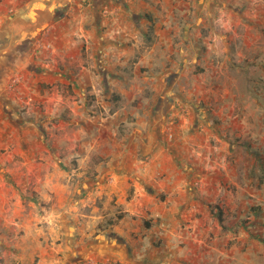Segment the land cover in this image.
<instances>
[{"label": "rangeland", "instance_id": "obj_1", "mask_svg": "<svg viewBox=\"0 0 264 264\" xmlns=\"http://www.w3.org/2000/svg\"><path fill=\"white\" fill-rule=\"evenodd\" d=\"M7 36L0 264H264V0H0Z\"/></svg>", "mask_w": 264, "mask_h": 264}, {"label": "crops", "instance_id": "obj_2", "mask_svg": "<svg viewBox=\"0 0 264 264\" xmlns=\"http://www.w3.org/2000/svg\"><path fill=\"white\" fill-rule=\"evenodd\" d=\"M31 70H29L30 72ZM14 129H17V131L20 133V128L17 127L11 119L8 118L7 114L3 110L2 107H0V146L6 144L4 141L7 140L12 132H14ZM9 169L6 167V164H0V224L3 220H7L11 214V203L12 195L9 194L8 187H14L15 182L11 179L9 175ZM180 255L172 256V260L176 261L179 258L183 264H202L201 260L203 259V255L199 254L195 250L190 249H184V247H181ZM210 253L213 251H209ZM183 254V255H182ZM210 260L213 261L215 259L214 253H211ZM214 254V255H213ZM248 254V253H245ZM248 257V255H245ZM243 255H240V258L238 255L235 257V262L233 264H252L251 261L243 260Z\"/></svg>", "mask_w": 264, "mask_h": 264}, {"label": "flooded vegetation", "instance_id": "obj_3", "mask_svg": "<svg viewBox=\"0 0 264 264\" xmlns=\"http://www.w3.org/2000/svg\"><path fill=\"white\" fill-rule=\"evenodd\" d=\"M45 1H49V0H45ZM25 12H23V13H20V15L21 14H24ZM19 15V14H18ZM4 32V31H3ZM23 35H24V33H23ZM28 39V38H27ZM10 40V36H7L6 38H4V39H2V40H0V43H1V45H5V46H3V48L0 50V53L2 52V51H4L5 50V48H7L9 45H8V41ZM26 41V40H25ZM8 42V43H7ZM15 42H16V40H15ZM24 51V50H23ZM8 56V58H10V55H7ZM7 56H6V58H7ZM5 75H4V71L3 70H0V98H2V92H3V90L5 89L4 88V86L2 85V80L1 79H3V77H4ZM2 108H3V110L5 111V113L7 114V107L5 106V105H3L2 106ZM7 116H8V114H7ZM8 118H9V116H8ZM10 119V118H9Z\"/></svg>", "mask_w": 264, "mask_h": 264}, {"label": "trees", "instance_id": "obj_4", "mask_svg": "<svg viewBox=\"0 0 264 264\" xmlns=\"http://www.w3.org/2000/svg\"><path fill=\"white\" fill-rule=\"evenodd\" d=\"M219 219H220V221L222 222V217H221V215H219Z\"/></svg>", "mask_w": 264, "mask_h": 264}]
</instances>
